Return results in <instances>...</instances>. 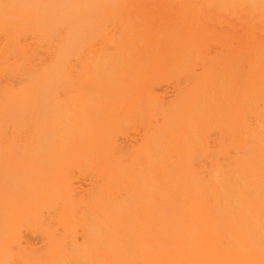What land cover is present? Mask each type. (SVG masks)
<instances>
[{
    "label": "bare ground",
    "instance_id": "bare-ground-1",
    "mask_svg": "<svg viewBox=\"0 0 264 264\" xmlns=\"http://www.w3.org/2000/svg\"><path fill=\"white\" fill-rule=\"evenodd\" d=\"M0 264H264V0H0Z\"/></svg>",
    "mask_w": 264,
    "mask_h": 264
}]
</instances>
